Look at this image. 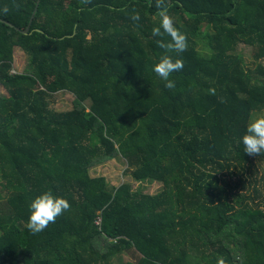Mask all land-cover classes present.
<instances>
[{
    "label": "trees",
    "instance_id": "1",
    "mask_svg": "<svg viewBox=\"0 0 264 264\" xmlns=\"http://www.w3.org/2000/svg\"><path fill=\"white\" fill-rule=\"evenodd\" d=\"M37 1L0 0V264H112L124 252L123 264H264V200L245 178L264 155L242 143L264 111V0H167L188 37L174 90L153 71L156 0ZM59 91L71 109L50 106ZM118 156L163 191L92 175ZM46 191L71 209L33 234L29 206Z\"/></svg>",
    "mask_w": 264,
    "mask_h": 264
},
{
    "label": "clouds",
    "instance_id": "2",
    "mask_svg": "<svg viewBox=\"0 0 264 264\" xmlns=\"http://www.w3.org/2000/svg\"><path fill=\"white\" fill-rule=\"evenodd\" d=\"M90 2L91 0H81V3L84 4ZM155 7L159 10L160 20L153 27L152 35L159 37L156 43L164 51L159 61L153 66V71L166 82V88L174 90L176 82L170 77L174 72L182 71L184 68V60L180 56L188 48V37L176 26L173 16L169 13L167 0H156ZM134 13L131 19L138 22L140 15L135 10ZM137 26L139 25L137 24ZM166 37L170 39H166ZM209 94L215 95V88H210ZM242 143L244 151L248 155H264V116L249 119L246 131L242 136ZM29 208L30 217L27 227L33 234H37L44 231L49 224L55 223L56 219L64 212L70 211L71 204L64 197L56 196L52 191H46L37 196ZM217 264H227V261L224 257H220Z\"/></svg>",
    "mask_w": 264,
    "mask_h": 264
},
{
    "label": "rangeland",
    "instance_id": "3",
    "mask_svg": "<svg viewBox=\"0 0 264 264\" xmlns=\"http://www.w3.org/2000/svg\"><path fill=\"white\" fill-rule=\"evenodd\" d=\"M200 50H202L200 48ZM237 53H240L245 58L246 63H254L253 59V49L244 44H240ZM264 64V60L261 61ZM0 94L5 95L7 91L3 86L0 87ZM74 95L68 91H59L49 96L50 106L58 111L69 110L73 107ZM264 116V111L257 112L253 115V118ZM133 168L128 166L127 161L118 156L112 160H109L103 164L94 166L91 168V173L93 175H104L109 180L112 185H119L123 182H130L132 185V190L139 193L156 195L163 191V185L159 182L153 181H135L132 178ZM254 180V185L259 189V197L256 198L254 193L252 196L255 198V203H263L264 200V161H256L251 170L247 171L245 178L250 181ZM0 189L5 194L3 182L0 179ZM264 208V205H263ZM134 256L129 252L122 253L114 257L111 262L112 264H123L128 260H133Z\"/></svg>",
    "mask_w": 264,
    "mask_h": 264
},
{
    "label": "crops",
    "instance_id": "4",
    "mask_svg": "<svg viewBox=\"0 0 264 264\" xmlns=\"http://www.w3.org/2000/svg\"><path fill=\"white\" fill-rule=\"evenodd\" d=\"M26 61H27V59H26L25 52L19 46H15L14 50H13V62H12L13 69H12V71L13 72H23L25 70V68H26L25 67ZM153 182H157V181H153Z\"/></svg>",
    "mask_w": 264,
    "mask_h": 264
},
{
    "label": "water",
    "instance_id": "5",
    "mask_svg": "<svg viewBox=\"0 0 264 264\" xmlns=\"http://www.w3.org/2000/svg\"><path fill=\"white\" fill-rule=\"evenodd\" d=\"M38 1H39V0H38ZM38 1H37V2H38ZM28 28H29V25H28L27 28L24 30V32H27Z\"/></svg>",
    "mask_w": 264,
    "mask_h": 264
},
{
    "label": "built area",
    "instance_id": "6",
    "mask_svg": "<svg viewBox=\"0 0 264 264\" xmlns=\"http://www.w3.org/2000/svg\"><path fill=\"white\" fill-rule=\"evenodd\" d=\"M100 223V220H98V224Z\"/></svg>",
    "mask_w": 264,
    "mask_h": 264
}]
</instances>
